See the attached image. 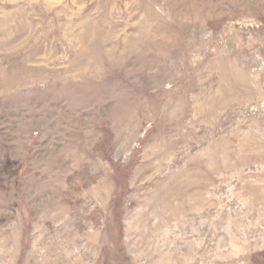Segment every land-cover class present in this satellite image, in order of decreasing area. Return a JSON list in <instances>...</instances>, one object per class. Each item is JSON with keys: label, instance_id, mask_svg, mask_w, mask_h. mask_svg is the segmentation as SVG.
Returning a JSON list of instances; mask_svg holds the SVG:
<instances>
[{"label": "rangeland", "instance_id": "obj_1", "mask_svg": "<svg viewBox=\"0 0 264 264\" xmlns=\"http://www.w3.org/2000/svg\"><path fill=\"white\" fill-rule=\"evenodd\" d=\"M168 253L264 264V0H0V264Z\"/></svg>", "mask_w": 264, "mask_h": 264}, {"label": "bare ground", "instance_id": "obj_2", "mask_svg": "<svg viewBox=\"0 0 264 264\" xmlns=\"http://www.w3.org/2000/svg\"><path fill=\"white\" fill-rule=\"evenodd\" d=\"M170 254H171V256H170L169 253H168L169 258H166V259L164 258L165 260L163 261V263H165V264H168V263H169V264H170V260H172L171 257H175L174 254H172V253H170ZM165 257H166V256H165ZM167 257H168V256H167ZM160 260H161V259H160ZM178 260H179V259H178ZM157 261H158V260H157Z\"/></svg>", "mask_w": 264, "mask_h": 264}]
</instances>
